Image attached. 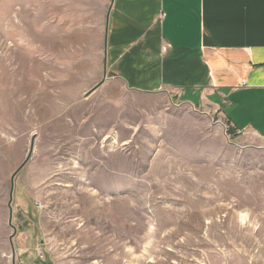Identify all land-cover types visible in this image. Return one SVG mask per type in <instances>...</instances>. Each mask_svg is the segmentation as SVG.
<instances>
[{
  "label": "rangeland",
  "instance_id": "374dc122",
  "mask_svg": "<svg viewBox=\"0 0 264 264\" xmlns=\"http://www.w3.org/2000/svg\"><path fill=\"white\" fill-rule=\"evenodd\" d=\"M110 3L0 0V264H264V141L116 78Z\"/></svg>",
  "mask_w": 264,
  "mask_h": 264
},
{
  "label": "crops",
  "instance_id": "0c3cea01",
  "mask_svg": "<svg viewBox=\"0 0 264 264\" xmlns=\"http://www.w3.org/2000/svg\"><path fill=\"white\" fill-rule=\"evenodd\" d=\"M105 33L129 89L205 105L264 141V0H111Z\"/></svg>",
  "mask_w": 264,
  "mask_h": 264
},
{
  "label": "water",
  "instance_id": "95a60500",
  "mask_svg": "<svg viewBox=\"0 0 264 264\" xmlns=\"http://www.w3.org/2000/svg\"><path fill=\"white\" fill-rule=\"evenodd\" d=\"M102 83V80L99 81L98 83H96L87 93L86 95L90 94L91 92H93L98 86H100V84ZM14 235V233L11 234V237Z\"/></svg>",
  "mask_w": 264,
  "mask_h": 264
}]
</instances>
